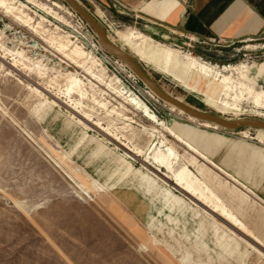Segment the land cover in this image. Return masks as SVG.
Here are the masks:
<instances>
[{"label": "rangeland", "instance_id": "374dc122", "mask_svg": "<svg viewBox=\"0 0 264 264\" xmlns=\"http://www.w3.org/2000/svg\"><path fill=\"white\" fill-rule=\"evenodd\" d=\"M5 1L16 10L5 13L0 8V264H264L263 195L245 184L258 201L237 199L234 195L240 193L234 192V181L187 151L165 127L187 137L199 151L208 139L205 134L219 136L231 142L224 144L227 148L216 144L223 153L233 149L234 142L264 152V143L257 139L264 133L205 128L177 109L172 111L120 60L123 66L94 47L96 34L63 0ZM76 2L166 95L225 119L264 121V110L256 104L257 96H264V36L253 43L232 45L167 31L155 34L151 28L158 30L156 26L121 4L108 9L96 0ZM131 31L144 36L145 46L170 49L166 56L173 64L167 73L147 66L141 53L133 52L124 40ZM62 39L70 49L78 46L88 55L86 66L100 82H91L83 69L58 52ZM3 46L23 51L32 63L39 62L48 69L46 78L21 66L11 67L14 57L6 55ZM187 64L206 66L221 78L232 77L242 96L226 98L215 77L195 76L189 86L183 84L177 70ZM70 75L85 83L89 101L83 108L72 110V101L63 93L64 80ZM47 78L57 82L50 87ZM112 88L131 92L155 114L158 125L116 97ZM93 100L127 120L109 118ZM223 102L232 110L213 107ZM88 119L100 120L108 131ZM154 132L158 133L151 138ZM153 143L162 144L161 150H176L180 160L175 175L183 179L180 187L169 182L171 188L166 187L148 173L163 180L155 166L143 161ZM130 146L143 151L142 156L130 153ZM231 158L233 163L237 157L231 154ZM222 165L235 174L233 167ZM258 169L256 164L251 172L258 174ZM95 181L103 189L95 188ZM220 208L237 214L245 229L221 217Z\"/></svg>", "mask_w": 264, "mask_h": 264}, {"label": "crops", "instance_id": "0c3cea01", "mask_svg": "<svg viewBox=\"0 0 264 264\" xmlns=\"http://www.w3.org/2000/svg\"><path fill=\"white\" fill-rule=\"evenodd\" d=\"M96 1L108 9L114 8V3L121 4L141 20L157 27L158 30L151 28V32L158 31L162 34L167 31L200 41H220L232 45L253 43L264 36V0ZM159 33L155 32V34ZM205 138L208 139L201 143L200 152L215 167L205 163L232 183L234 180V192L240 193L234 196L241 200L247 198L251 202L258 201L256 195L247 187L250 186L264 197V152L234 142L231 145L233 149L223 153L219 151L216 144L227 148L228 146L224 144L231 142L208 133L205 134ZM231 154L237 157L233 163H231ZM209 155L215 158L221 166L213 162L208 157ZM222 164H225V167H233L235 174H229ZM256 164L260 165L261 169H258L259 173L254 175L251 169L255 168ZM257 177H260V180ZM184 208L187 207L184 206ZM234 215L238 217L237 214L234 213Z\"/></svg>", "mask_w": 264, "mask_h": 264}, {"label": "bare ground", "instance_id": "6f19581e", "mask_svg": "<svg viewBox=\"0 0 264 264\" xmlns=\"http://www.w3.org/2000/svg\"><path fill=\"white\" fill-rule=\"evenodd\" d=\"M51 7H54V8L61 10V6H59L57 4H52ZM0 8H5L7 11L5 13H13L16 10V8L12 6V4L7 3V1H5V0H0ZM45 9L50 11L51 13L53 12L52 8L45 6ZM19 12H21V11H19ZM69 15L72 16L71 13ZM143 39H144V36L141 33L136 32V31H131L130 34L124 38V40L127 42V44L130 45L133 52L141 53V56H142L141 60L143 63H145L149 67L155 68L157 71H159L161 73H167V69L171 68L172 64H173L172 60L166 56L167 54H169L170 49L160 48L159 46H156V47L145 46ZM138 40H141V42L137 43L135 46H133L132 42L138 41ZM49 41H52V40H49ZM2 50H4L5 53L6 52L8 53L6 55L11 54V56H10L11 58L14 57L11 60V63H12L11 67L16 68V67L21 66L22 70L25 69L28 72H34L42 79L46 78V74L44 73V71H47L48 69L43 67L39 62H33V63L30 62V60L24 55L23 51H14V50L11 51L9 49H6L5 47ZM57 50H58V52L63 54L67 59H70L71 61H73L77 65V67H79L80 69H83L87 73V75H89V80L91 82H94L95 80L97 82L101 81L100 77H97L91 68H87L86 65L89 61V57L78 46L74 47L73 49H70V45L65 40L62 39V40H60V42L57 43ZM26 63L28 65H26ZM189 67H191V69ZM177 74L180 77L179 80L181 82H183V84L188 85V86H189L191 80L193 79V77H195V76H198V77L205 76L207 78L215 77L219 82V86L221 88H223L224 96L226 98H230L231 100H237L238 96H240V95L242 96V94H243L242 92L238 91V88L235 85L234 81L232 80V77L228 76V77L221 78L220 73L214 72L212 69L207 68L206 66H203V65H198V64L188 65L187 64L185 66H181L177 70ZM36 78H37V76H36ZM219 78H221V80H219ZM47 79H48L47 83L50 85V87H52V85H54L57 82V80H55V78H52V79L47 78ZM91 82H89V84H91ZM98 84L100 85V83H98ZM107 86L109 87V85H107ZM84 87H85V83L81 79H79V77H77L76 75H73V76L70 75V76L65 78L64 86H63V88H64L63 93L66 94V96L72 101V103H71V106H72L71 109L72 110L83 108V105L85 104V102L89 101L88 92H87V90L84 89ZM111 90L113 91V94L117 95L116 97L124 98L125 104H130L132 107H134V109L136 111L140 112L145 119H147L148 121H150L154 125H158V121H157L155 114L153 112H151L150 109L144 103H142L138 98H136L131 92L125 91L124 89L118 90L116 88H112ZM167 96L170 97L169 95H167ZM170 98H172V97H170ZM172 99H174V98H172ZM175 101H177V100H175ZM177 102L181 103L179 101H177ZM52 104L56 105L54 102ZM166 104H168V103H166ZM256 104L258 107H260L262 110H264V96L263 95L257 96ZM93 105H96V106H98V108L102 109L103 111H106L107 116L109 118L112 116H116L117 118L127 120V118H123V116L121 114H119L115 109L112 111L107 110V105L105 103L103 104V103H100L99 101L97 102L96 100H93ZM168 105L171 107L172 111H176V109H177L176 107H174L170 104H168ZM220 105L221 106H216V105L214 106L213 105V107H215L218 110L223 111V112H229L232 110L231 105L227 104V102L220 103ZM121 108L123 109L124 106H122ZM177 110L180 113H183L181 110H179V109H177ZM88 115L91 118V115L90 114H88ZM109 118H107V119H109ZM221 118H223V117H221ZM223 119H225V118H223ZM189 120L193 121L195 119L189 117ZM226 120H233V119H226ZM234 120H238V119H234ZM87 121L89 123L90 122L93 123V120L90 121V119H88ZM201 123H203L202 127H205V128H213V129L218 128L214 125H211V124H208L205 122H201ZM93 125L101 128V131H103V132L108 131L106 129V127H103V124H101L100 120H97V122L93 123ZM211 126H214V127H211ZM165 129H166L168 135L170 137H173L177 143H179L180 145L185 147V149L187 151H189L195 155H198L201 159L207 161L209 164H211L213 167H215L212 163H210L207 160L205 155H203L197 148L194 147V145L191 143L190 140H188L187 137L184 138V136L175 134L171 128L165 127ZM259 132L264 133V131H259ZM157 133L158 132H154V134L152 135L151 138H153L155 136V134H157ZM257 139L260 143H264V136L259 135V136H257ZM157 144L158 143H153L152 146H150L151 147L149 149L150 153L148 156H145L143 161H144V163H147V164L151 163L153 166H155V171L161 175V178H163V180L158 178L157 176H155V174H153L147 170L148 173L150 175H152L153 177H155V179L162 182L166 187H170L168 185V182L177 186V187H180V185H182L183 179L181 180L180 178H178L175 175V168L177 167V163L180 160L179 155L177 154L176 150H174L173 148L161 150L162 144H159V145H157ZM127 150L130 153H132L133 155H135L137 158H140L143 154V151H141L140 149L133 147V146H130L129 148H127ZM163 153H165V154H163ZM125 156L128 159L133 160L128 155L125 154ZM185 170H186V168H185ZM186 176H187V174H186ZM184 177H185V175H184ZM92 184H93V186H95V188H96V186H98L99 189H103V186H99L98 182H96V181L92 182ZM187 189H192V188L190 186H187ZM219 212L221 214V217H223L225 220L231 222L235 227L245 229L242 222L236 216H234L231 212H229L227 209L220 208Z\"/></svg>", "mask_w": 264, "mask_h": 264}, {"label": "water", "instance_id": "95a60500", "mask_svg": "<svg viewBox=\"0 0 264 264\" xmlns=\"http://www.w3.org/2000/svg\"><path fill=\"white\" fill-rule=\"evenodd\" d=\"M96 34L98 43L109 54L120 60L130 71L148 88L156 97L181 110L185 115L199 121L218 127L219 129L237 132L243 129L264 131V121L257 119L226 120L219 116L208 114L194 108H190L165 95L147 76L144 70L118 46L109 41L105 29L97 20L88 13L76 0H63ZM174 188V187H173ZM175 189V188H174ZM177 190V189H176Z\"/></svg>", "mask_w": 264, "mask_h": 264}, {"label": "built area", "instance_id": "2783aa9c", "mask_svg": "<svg viewBox=\"0 0 264 264\" xmlns=\"http://www.w3.org/2000/svg\"><path fill=\"white\" fill-rule=\"evenodd\" d=\"M79 21H81V23H82L83 25H85L84 22H83L81 19H79ZM93 40H94V47H97L98 50H99L102 54H104V56H105L106 58H108V59H112V60H115V61H114L115 64H120L121 66H123V64H122L119 60H117L116 58H114L113 56H111L109 53H107L105 50H103V49L100 47V44L98 43V41H97L95 38H93ZM108 56H109V57H108ZM132 77H133L134 80H135V76L132 75Z\"/></svg>", "mask_w": 264, "mask_h": 264}, {"label": "snow or ice", "instance_id": "6c2138e0", "mask_svg": "<svg viewBox=\"0 0 264 264\" xmlns=\"http://www.w3.org/2000/svg\"><path fill=\"white\" fill-rule=\"evenodd\" d=\"M261 252L264 253V249H261Z\"/></svg>", "mask_w": 264, "mask_h": 264}]
</instances>
